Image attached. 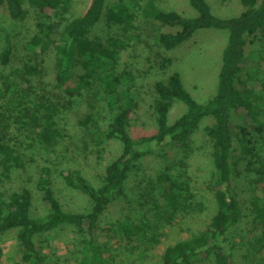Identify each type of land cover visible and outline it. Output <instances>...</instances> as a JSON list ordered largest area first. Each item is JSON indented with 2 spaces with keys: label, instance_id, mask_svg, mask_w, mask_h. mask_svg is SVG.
<instances>
[{
  "label": "trees",
  "instance_id": "obj_1",
  "mask_svg": "<svg viewBox=\"0 0 264 264\" xmlns=\"http://www.w3.org/2000/svg\"><path fill=\"white\" fill-rule=\"evenodd\" d=\"M25 1L36 12L37 32L29 46L38 52L16 71L23 84L18 85L8 78L2 81L1 175L7 177L13 169L24 167L16 145L3 130L14 125L22 132L32 131L39 145L54 148L62 137L61 110L73 106L79 97L85 98V107L77 119L78 125L94 137L99 134L121 147L105 166L97 184L78 169L60 171L68 187L91 201L88 211H65L54 192L50 168L43 167L37 190L46 214L32 215L33 195L28 187L7 196L0 194V234H15L24 262L45 264L43 237L70 227L83 237L81 264H107L98 243L102 216L114 202L127 198V184L132 174L141 169L144 158L153 155L158 148L183 149V158L165 165L140 192L138 218L118 219L109 225L129 242L160 245L159 229L172 225L189 211H196L197 181L193 178L189 154L195 151L194 137L202 131L211 146L214 178L208 190L215 212L204 228L168 245L161 255V264H234L233 230L242 219L241 202L234 187L235 178L241 175L238 170L241 162H247L245 169L255 175L252 182L264 195V74L261 72L264 0H240L243 10L232 18L215 16L206 0H189L198 12L192 18L164 11L150 0L144 5L140 0H119L111 4L109 0H90L85 11L71 19L66 15L72 0H0V11L11 21L23 22L29 13L24 7ZM137 9L159 27L158 42L165 51L183 45L200 29L227 30L229 37L214 96L199 103L186 90L179 73L171 71L165 80L155 83L152 109L156 131L133 136L129 132L133 98L128 89L132 78L126 70L119 71L124 46L118 41L106 46L101 41L91 40L89 34L104 14L111 24L121 25L125 30L135 28ZM63 21L66 22L61 25ZM256 44L258 50L250 51ZM12 45L7 36L0 53L2 65L10 63ZM253 54L259 55V62L248 64ZM51 55L55 59V87L68 99L63 108L44 94H38V88L32 84L43 74L39 61ZM164 62L170 61L165 59ZM161 66L164 68V64ZM246 68L248 78L244 81L242 75ZM72 79L74 85L68 86ZM174 100L183 102L187 111L170 124L168 114ZM103 108L109 114V123L103 124L104 119L99 116ZM203 123L207 125L202 126ZM252 194L255 231L246 239L243 257L247 261L255 258L253 264H264V199L255 191ZM197 205L201 206L200 201Z\"/></svg>",
  "mask_w": 264,
  "mask_h": 264
},
{
  "label": "rangeland",
  "instance_id": "obj_2",
  "mask_svg": "<svg viewBox=\"0 0 264 264\" xmlns=\"http://www.w3.org/2000/svg\"><path fill=\"white\" fill-rule=\"evenodd\" d=\"M119 0H109V3ZM130 1V0H124ZM144 5L149 0H140ZM164 11H175L185 17H195L198 12L191 6L189 0H150ZM217 17L232 18L240 15L243 8L240 0H206ZM90 0H72L67 19L80 16L87 8ZM24 7L29 11L23 22H14L0 11V53L5 47L6 38L12 41L13 54L8 65L0 63V91L2 81L6 78L23 84L22 78L16 73L23 65L37 54L38 49L29 46L31 38L37 32L35 27L36 12L25 1ZM135 28L125 30L121 25L111 24L105 14L99 23L91 30L89 38L101 41L108 46L112 41L124 46L120 70H126L132 78L128 89L133 98V109L130 116L129 132L133 136L152 134L156 131L155 115L152 105L156 98L155 83L165 80L171 71L178 72L186 90L199 103L211 99L217 89L218 75L222 66L223 50L227 45L229 33L227 30L200 29L183 45L171 51H165L158 42L159 27L142 16L141 10H136ZM63 21L61 25L65 24ZM170 30V29H168ZM121 46V45H120ZM258 50L257 44L250 51ZM168 59L170 62H164ZM252 60V61H251ZM248 64L259 62V55H250ZM43 74L33 80L38 88V94H44L54 103L63 108L67 98L55 87L54 55L39 61ZM164 64V68L161 65ZM253 66V65H251ZM255 67H258L255 65ZM264 68V65L261 66ZM261 72L264 74V69ZM247 69L242 78L247 80ZM68 86L74 85L73 79ZM32 99V97H31ZM4 102L0 99V107ZM85 98L79 97L73 106L63 108L59 117L62 137L54 148L45 149L34 139L35 134L22 132L16 126L4 129V133L16 145L24 167L13 169L6 177L0 166V194L7 196L22 187L32 190V215L40 217L46 214V208L37 190L41 177V168L49 167L54 192L60 200L63 209L68 212H86L91 201L82 193L68 187L61 179L62 169H78L91 182L97 184L105 166L120 151V144L107 141L103 136L89 134L78 125L77 119L84 110ZM100 109L99 116L104 123H109V114ZM108 110V109H107ZM187 111L186 105L174 100L168 114V123H174ZM7 123L4 120L3 125ZM203 123L202 126H206ZM3 129V128H2ZM194 152L189 154L192 163L191 171L197 184L195 189L196 201L201 206L196 211H189L185 217L177 218L172 225L159 229L161 244L156 247L147 243H133L110 229L114 221L125 218L136 219L140 210V192L147 186L149 180H154L157 172L183 158V149L158 148L153 155L141 161L140 170L132 174L126 187L127 198L114 202L102 216L100 223V245L103 258L107 264H161L164 249L178 240L188 238L191 233L204 228L209 218L215 212L213 197L208 190L213 181L214 168L211 161V146L201 131L195 137ZM247 162H241L238 170L241 175L235 178L234 192L241 202L242 219L233 230L234 264H253L255 258L246 260L243 249L246 239L255 231L251 200L253 192L264 199V195L256 188L252 180L255 175L246 170ZM199 181V182H198ZM254 189V190H253ZM143 190V191H144ZM82 235L70 227H65L43 237V250L46 256L45 264H81ZM0 264H28L23 261L18 241L13 232L0 234ZM194 264H206L196 262Z\"/></svg>",
  "mask_w": 264,
  "mask_h": 264
}]
</instances>
